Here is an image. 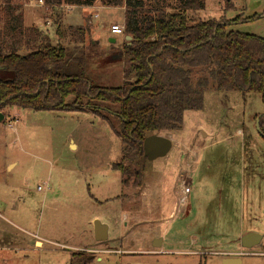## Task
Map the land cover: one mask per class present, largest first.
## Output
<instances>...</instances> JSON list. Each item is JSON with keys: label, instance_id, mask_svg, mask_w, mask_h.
Returning a JSON list of instances; mask_svg holds the SVG:
<instances>
[{"label": "rangeland", "instance_id": "1", "mask_svg": "<svg viewBox=\"0 0 264 264\" xmlns=\"http://www.w3.org/2000/svg\"><path fill=\"white\" fill-rule=\"evenodd\" d=\"M12 5L20 6L23 15L26 10L28 22H34L28 27L38 28L52 44L79 51L96 39L90 79L106 87L122 84L126 60L119 51L127 39L125 33H112L111 26L124 24V9L101 6L81 15L77 7L70 12L38 0H13ZM187 14L195 21L224 19L233 30L264 37V0H205L204 9ZM3 20L0 9V28ZM79 27L86 28L84 34ZM4 38L8 51L11 40ZM0 113V264H72L80 254L89 264H222L250 232L261 234V242L235 256L244 264H264L261 94L210 86L203 108L186 111L180 130L160 133L173 140L169 154L134 164L144 167L140 187L133 184L134 176L125 185L126 176L113 168L122 158L123 143L102 116L16 106ZM180 167L188 169L192 188L182 204ZM97 219L109 225L106 241L95 238ZM156 239L164 245L156 247Z\"/></svg>", "mask_w": 264, "mask_h": 264}, {"label": "trees", "instance_id": "2", "mask_svg": "<svg viewBox=\"0 0 264 264\" xmlns=\"http://www.w3.org/2000/svg\"><path fill=\"white\" fill-rule=\"evenodd\" d=\"M12 1L3 0L6 6L0 8L6 19L0 28V112L16 106L88 110L102 116L122 140L123 155L113 168L126 176L125 185L132 176L134 185H143L144 167H132L146 158L144 139L180 130L186 111L203 108L210 86L264 98V37L233 30L232 22L224 19L189 18L188 11L204 9L205 0H177L173 8L161 2L149 6L144 0H44L53 8L125 7V35L132 39L124 40L119 51L126 67L122 84L113 87L97 85L89 77L98 42L91 40L87 50L79 51L52 44L38 28L25 26L21 7ZM85 29L77 31L84 34ZM6 36L11 40L8 51ZM23 46L28 51L20 53ZM90 262L80 254L72 264Z\"/></svg>", "mask_w": 264, "mask_h": 264}, {"label": "water", "instance_id": "3", "mask_svg": "<svg viewBox=\"0 0 264 264\" xmlns=\"http://www.w3.org/2000/svg\"><path fill=\"white\" fill-rule=\"evenodd\" d=\"M127 40L131 41L132 36H127ZM112 42L116 39L112 38ZM264 115H260L257 119V127L262 135L264 131L260 126V120ZM2 115L0 113V119ZM173 147V140L165 135L154 133L147 136L143 142V152L146 158L149 160H155L157 158L165 157L169 154ZM109 225L102 223L99 219L95 220V238L98 241H106L108 239ZM262 240V235L258 233H246L241 237V245L243 248L250 249L258 245ZM243 260L241 256L237 257H225L222 264H242Z\"/></svg>", "mask_w": 264, "mask_h": 264}, {"label": "built area", "instance_id": "4", "mask_svg": "<svg viewBox=\"0 0 264 264\" xmlns=\"http://www.w3.org/2000/svg\"><path fill=\"white\" fill-rule=\"evenodd\" d=\"M38 3L45 6L44 0H38ZM111 31L114 34H124L125 33V25L124 24H112ZM189 171L186 168L180 169V175L177 177V182L181 187V193L179 194V204L184 203L187 200V196L190 194L191 181H188ZM191 178V177H190Z\"/></svg>", "mask_w": 264, "mask_h": 264}, {"label": "crops", "instance_id": "5", "mask_svg": "<svg viewBox=\"0 0 264 264\" xmlns=\"http://www.w3.org/2000/svg\"><path fill=\"white\" fill-rule=\"evenodd\" d=\"M65 6V5H64ZM101 6H104V5H94V6H66L67 8H70V12H74V7H77V8H79L78 9V12L81 14L82 12L84 13V12H88V10L90 9V8H95V7H101ZM60 8V7H59ZM73 8V9H72ZM122 9H124V11H125V7H121ZM71 10H73V11H71ZM80 10V11H79ZM82 15V14H81ZM29 16L27 15V12H26V10H25V14H24V24H25V26H32L33 24H34V22H32V20L30 21V22H28L29 21ZM32 22V23H31ZM114 24H118V23H114ZM36 26H38L41 30H45V29H42L38 24L36 25ZM56 27L58 28V27H60V25H56ZM56 28V29H57ZM77 41H80V39H78ZM94 41H96V39L94 40ZM58 43H62V42H58ZM58 43H56V44H58ZM63 44V43H62ZM64 45V44H63ZM66 46V45H65ZM69 45H67L66 47H68ZM23 48H25V46H23ZM172 135V134H171ZM172 137V136H171ZM75 147H76V145L75 144H73ZM180 169H181V167H180ZM179 169V170H180ZM191 176H194V175H192L191 174ZM177 192V191H176ZM191 192H192V190H191ZM190 192V193H191ZM148 207H147V214H150V215H152L153 214V210H149L150 209V207H149V205H147ZM154 207V206H153ZM135 208V207H134ZM134 211H136V210H133V212ZM171 215H173V212L171 213ZM138 217V216H137ZM137 223H138V220H137ZM41 242L42 241H40V240H38L37 241V244L38 245H41ZM163 242V244L162 245H160L159 247H161V246H163L164 245V241H162ZM241 243V242H240ZM1 246V245H0ZM199 247H201V246H199ZM241 247V248H240ZM245 248H243L242 247V245L240 244V246H239V248L238 249H236V250H234V251H232V252H230L231 253V256H229V257H237V256H235V254H237V252H240V251H242V250H244ZM245 251V250H244ZM243 251V252H244ZM229 253V254H230ZM244 254H246L245 252H244ZM248 254V253H247ZM242 260H243V262H242V264H244V259L242 258Z\"/></svg>", "mask_w": 264, "mask_h": 264}, {"label": "flooded vegetation", "instance_id": "6", "mask_svg": "<svg viewBox=\"0 0 264 264\" xmlns=\"http://www.w3.org/2000/svg\"><path fill=\"white\" fill-rule=\"evenodd\" d=\"M163 239H160V240H158V239H156V244H155V246L156 247H159L160 245H162L163 244Z\"/></svg>", "mask_w": 264, "mask_h": 264}]
</instances>
